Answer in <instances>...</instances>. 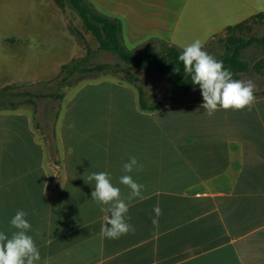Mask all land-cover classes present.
Returning <instances> with one entry per match:
<instances>
[{
	"label": "crops",
	"instance_id": "0c3cea01",
	"mask_svg": "<svg viewBox=\"0 0 264 264\" xmlns=\"http://www.w3.org/2000/svg\"><path fill=\"white\" fill-rule=\"evenodd\" d=\"M34 1L48 5L65 23L64 10L54 0ZM88 1L121 22L130 50L163 39L181 49L196 39L213 48L227 27L244 19L239 14L261 10L256 7L260 0L201 5L205 23L193 30L201 35L182 45L174 33L178 23L157 19L162 12L172 14L171 4L157 13L142 8L143 14L136 13L134 0ZM229 13L235 14L234 21ZM87 38L90 48H99L98 41ZM71 43L67 59L59 62L61 70L85 54L75 38ZM12 67L5 86L51 78L39 75L37 65ZM89 89H97L94 111L89 104L94 93L79 100ZM254 94L250 110L221 108L208 115L203 98L149 110L131 84L106 75L83 81L66 99L56 159H49L30 112L0 110V232L11 238L19 231L11 219L25 211L32 225L27 234L41 256L36 264H264V93ZM131 156L143 167L126 173L123 165ZM93 172L109 173L120 188L134 232L101 237L110 213L92 199L95 181L86 179ZM123 175L144 185L143 200H127L131 190L120 183Z\"/></svg>",
	"mask_w": 264,
	"mask_h": 264
},
{
	"label": "rangeland",
	"instance_id": "374dc122",
	"mask_svg": "<svg viewBox=\"0 0 264 264\" xmlns=\"http://www.w3.org/2000/svg\"><path fill=\"white\" fill-rule=\"evenodd\" d=\"M151 1L152 5L148 3V0H134L136 13L143 11L142 13L145 14V9L142 8L157 13L161 10V6L165 7L171 4L172 7H175L172 14L165 11L159 14L157 19L163 20V22L167 20L173 21L172 23L175 24L178 23L177 31H174L175 36L182 45H187L189 40L201 35L193 31L194 29L198 31L199 27L205 23L206 13L204 11L198 12L202 9L201 5L210 8L220 4L222 0ZM230 1L227 0V3H230ZM195 2H197L196 5ZM256 7H261V10L254 13L245 12L239 14V17H244L243 20H246L264 12V0H260ZM63 10L65 23L61 19L59 20V16L51 14L48 5L41 4L39 1L0 0V88L4 87L5 84L7 85L6 75H10V71L15 69L12 66L17 63H20L24 69L37 65L39 75L44 78L51 77L36 81L31 85L16 86L18 89L12 92L16 93L18 90L20 92L28 91L31 94L50 93L54 95L52 98L23 96L20 98L23 104L19 106L20 109L30 112L33 116L34 124L39 129L40 139L44 140L47 145L49 159H56L58 156L57 129L64 112L66 99L75 93L76 88L83 81H96L103 75L110 76L138 89L139 87L143 88L149 104L162 105L167 102H187L203 98L200 87H191L187 90L174 88L167 80L168 75H161L156 72L148 74L146 71L130 68L116 54L99 48H90L87 37L92 36L95 43H97L94 35L87 29L69 4ZM228 15L230 21H234L235 14L229 13ZM197 21L200 22L194 25ZM263 35L264 23H251L242 31L226 32L225 35L220 37H217L219 36L217 35L212 45L214 47L211 48L209 45L204 47V50L218 58L225 52V45L221 43L220 38L230 37L232 41L239 38L248 40L251 37H261ZM74 38L86 49L83 56L74 58H83L88 52H90V58L78 67L75 74L69 78L70 84L67 85L63 79L65 74H62V76L59 74L61 71L59 62L67 59L66 57L72 49L71 41H74ZM14 40L17 41L14 42ZM163 40L170 43L167 39ZM163 40L150 41L141 46L136 52L143 57L158 56L164 59L169 44ZM175 46L180 47V44ZM47 49L49 50L45 51ZM241 59L248 64L249 70L241 73L240 78L235 80L252 81L256 85L255 92L261 91L264 93V47L258 43L246 47L241 51ZM91 66H98L101 69L92 72L86 71L85 68ZM90 93L95 94V98L91 99L92 103H89L94 111L97 106V104H94V101L97 102V89L86 90L79 100L85 101ZM58 94L62 96L58 97ZM5 96L2 99L5 104L13 99L11 94L6 93ZM28 98L31 101H27ZM20 100L17 99L19 102Z\"/></svg>",
	"mask_w": 264,
	"mask_h": 264
},
{
	"label": "clouds",
	"instance_id": "9594fccd",
	"mask_svg": "<svg viewBox=\"0 0 264 264\" xmlns=\"http://www.w3.org/2000/svg\"><path fill=\"white\" fill-rule=\"evenodd\" d=\"M183 62L184 71L191 75V80L195 85H199L203 96L201 107L212 115L219 109L224 110H249L256 101V85L252 81H240L233 79L230 69L224 67L222 60H217L213 55L204 50L201 40L196 39L191 44L183 48L178 57ZM179 71V69H175ZM135 156H131L129 161L124 163L123 170L131 173L134 168L142 169ZM95 181V189L92 192V199L101 205V211L110 216L107 217V226L101 228V237L117 239L121 235H126L130 231H135L134 227L127 222L126 214L129 205L121 197L119 187L113 186L110 174L107 172H93L86 179V182ZM120 183L130 188L127 200L134 198L144 199L142 191L144 185L136 182L132 176L123 175ZM108 206V207H104ZM156 217L162 215V210L157 204L154 207ZM27 213L18 210L11 219V225L19 229L14 232L11 238L0 232V264H36L41 259L40 252L28 231L32 228L30 222L25 218ZM153 219V223H157Z\"/></svg>",
	"mask_w": 264,
	"mask_h": 264
},
{
	"label": "trees",
	"instance_id": "16d2710c",
	"mask_svg": "<svg viewBox=\"0 0 264 264\" xmlns=\"http://www.w3.org/2000/svg\"><path fill=\"white\" fill-rule=\"evenodd\" d=\"M54 1L62 9L69 4L80 17L83 24L97 39L99 42V49L116 54L130 68L140 69L146 71L148 74L156 72L161 75H168L167 80L174 88L187 90L191 87H200L192 82L191 75L185 73L183 62L178 59L183 49L166 42L169 46H167L168 51L164 59L158 56L149 58L143 57L136 52L137 50H130L125 46L122 37L121 22L99 13L88 0H66L67 2L65 0ZM251 23H264V12L258 13L236 25L227 27V32L233 33L235 31H242ZM220 41L225 45V52L219 56L217 60H222L224 62V67L232 71L233 79H239L241 73H245L249 70L248 64L241 59V51L254 43H258L264 47V35L261 37H251L248 40L239 38L233 41L232 38L225 37L220 38ZM89 58L90 52L83 58H73L70 63L62 66L60 76L65 74L63 79L66 81L67 85L70 84L69 78L72 77L78 67L89 60ZM177 68L179 71L175 70ZM85 69L86 71L92 72L94 70H100L101 68L98 66H91ZM15 89L18 88L11 85L0 88V97L3 96L0 98V110L18 108L23 104V101L20 100L23 96L28 95L38 98H52V96H54L50 93L31 94V92L28 91L20 92L18 90L16 93H12ZM139 92L141 106L144 109L155 110L161 106L158 104H149L145 97L146 92L143 88L139 87ZM6 93L11 94L13 99L5 104L2 99L6 97ZM57 96L61 97L62 95L58 94ZM17 99L20 100V102L17 101ZM27 101H31V99L28 98Z\"/></svg>",
	"mask_w": 264,
	"mask_h": 264
}]
</instances>
